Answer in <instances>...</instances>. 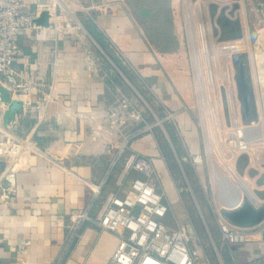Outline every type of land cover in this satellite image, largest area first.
<instances>
[{"label":"crops","instance_id":"0c3cea01","mask_svg":"<svg viewBox=\"0 0 264 264\" xmlns=\"http://www.w3.org/2000/svg\"><path fill=\"white\" fill-rule=\"evenodd\" d=\"M104 1L86 0L92 6L93 17L84 19V25L92 23L106 41L110 39L117 44L125 58L123 61L138 73L141 91L151 93L164 107V117L169 119L168 111L174 112V118H170L166 126L175 133L177 147L172 146V152L177 154L178 164L185 171L178 148L183 145L187 150L183 157L186 159L190 152L181 134L192 130L193 125L188 107L190 100L183 97L182 87L177 82L179 76L174 75L179 68L163 62L147 40L141 24L122 4ZM252 1L264 14V0ZM254 14L260 20L255 10ZM85 28L86 32L78 28L62 29L56 37L50 25L20 30L21 52L17 63L25 64L28 76L37 86L33 98H43V91L50 97L45 118L34 129V134L49 150L51 159L36 156L30 164L23 161L18 169L15 203L5 207L0 229V264H107L117 244L115 233L101 229L93 221L83 225L78 238L71 240L68 236L70 212L87 204L91 197L89 182L104 179L111 162L103 135L94 137V131L99 124L107 128L105 113L113 96L112 65L87 41V33L96 40ZM101 51L110 59L111 49ZM16 114L20 119L17 130L23 134L30 132L38 121L34 107L26 112L18 109ZM132 146L153 158L159 176L158 189L169 205L165 221L172 228H188L189 244L203 254L200 264L205 257L212 264L215 259L219 264H264L262 237L255 235L241 246L228 245L222 238L216 214L215 227L206 219L195 193L183 194L154 131L134 139ZM191 164L196 168L193 162ZM111 174L108 185L112 181ZM103 189L106 191L103 197L110 191H118L117 184ZM215 238L220 241L217 243ZM210 251L214 253L212 257Z\"/></svg>","mask_w":264,"mask_h":264},{"label":"built area","instance_id":"2783aa9c","mask_svg":"<svg viewBox=\"0 0 264 264\" xmlns=\"http://www.w3.org/2000/svg\"><path fill=\"white\" fill-rule=\"evenodd\" d=\"M241 2L244 7L249 4L260 19L256 27L258 52L255 55V83L252 90L256 115L248 117L243 106L233 113L229 124L218 118L217 105L222 104L223 99L220 97L215 105H211L214 77L202 18L192 10L191 1L184 14L198 100L203 112L207 109L208 117L214 122L212 135L209 124L204 121L207 166L212 192L217 196L213 210L222 238L230 246H241L255 235L262 237L264 229V215L255 222L240 223L226 213L239 208L244 202H249L255 209L264 207V14L258 5H253L255 2L252 0ZM32 3L34 7H31ZM91 8L86 0H0V84L9 89L13 98L22 100L20 109L26 112L34 107L38 112L35 127L26 134L21 133L17 130L20 122L17 114L14 119L4 121V113L10 104L1 98L0 91V229L5 207L15 203V178L22 162L30 164L36 156L51 159L49 150L39 143L34 134V129L45 118L50 97L43 91V98H33V90L37 86L28 76L25 64L17 63L21 52L18 40L20 30L37 26L33 18L47 9L50 11L49 25L55 37L62 29L87 31L77 10L93 17ZM246 35L235 42H228L224 47L240 46V43H246L245 38L250 41L249 30ZM116 93L119 94V106L111 104L107 108V128L99 124L94 131V137L103 135L105 149L111 154L109 172L100 182H89L91 197L84 207L70 212L68 236L71 240L78 238L83 225L93 221L101 229L111 231L118 237L107 264H200L203 254L189 244L191 238L188 228H172L165 221L169 205L158 189L159 176L153 158L133 149L134 139L146 130H152L153 125L147 122L128 133L123 114L131 107L129 116L133 120H144V116L121 89L117 88ZM174 116V112L168 111L169 119ZM189 155L192 156L191 153ZM122 158L123 169L116 183L118 191H110L99 204L96 215H93L109 174ZM196 161H193L195 166ZM242 163L246 166L244 170ZM132 170L141 174L129 177ZM249 170L254 171L255 178L250 177ZM236 197L237 203L229 204ZM202 264L212 263L205 257Z\"/></svg>","mask_w":264,"mask_h":264},{"label":"rangeland","instance_id":"374dc122","mask_svg":"<svg viewBox=\"0 0 264 264\" xmlns=\"http://www.w3.org/2000/svg\"><path fill=\"white\" fill-rule=\"evenodd\" d=\"M190 1L192 10L196 16L202 18L206 29V40L209 50L208 55L211 61L212 75L214 77V85L211 88V105H215L218 98L221 97L223 99L222 104L217 105L219 120L223 123L229 124L233 113L244 106L239 82L240 67H243L245 70L246 82L250 88V92L248 93L250 111L247 115L248 117H254L256 115V109L254 105L255 96L252 90L255 83V55L258 52L256 49L258 45V42H256V27L259 25L258 18L254 14V10L250 8L249 4H246V7H244L241 2L243 0L104 1L107 3L117 2L122 4L129 14L141 24L147 40L159 53L163 62L173 66L175 65V67L179 68V70L174 71V75L175 77L179 76L177 82L179 83V87H182L180 89L182 93H184L183 97H187L190 100L188 107L191 113V124L193 125L192 130L187 129L186 134H181V138L185 139L188 152H190L192 156L188 155L186 159H183V157L187 155V150L183 145L181 146V149L178 148L179 155L182 158L180 159L182 160L180 163L182 162L181 165L185 168V171L181 170L176 153L175 155L173 154V156L167 154V150L172 149V146H176V139L174 135L175 133H171L169 126H166L169 119L164 117L166 114L164 107L151 93L147 94L146 92L144 93V91H141L142 89L138 84V73L129 63L123 61V54L113 40H107L108 46H110L109 49H111V53H108V56L110 57L109 59L106 54H103V51H101V49L104 48L97 41H94L89 37L88 33L85 35L86 39H88L87 41H89L90 44L100 52L99 54L102 55L106 61L108 60L110 65H112V105L119 106V94L116 93L117 88H119L130 98L132 105L140 109L143 113L144 120L137 121L129 116L132 109L131 107L127 113L125 112V114H123L122 119L127 124L128 133L146 125L147 122L153 125L152 130H146L143 134L151 131L156 133L159 145L161 146L162 151L167 155L179 186L183 189V194H191V191H193L198 198L199 205L202 208L206 219H208L209 222L212 221V224L216 227L214 224L215 217L213 207L214 200L217 199V196L215 197L212 192L210 171L207 166L208 157L204 146V121L206 120L207 124H209L212 135L214 122L208 117L209 115L206 113L207 109H204L206 112H203L200 107L196 91L195 75L192 68L191 52L186 34V22L184 19V14L188 9ZM77 14L83 21L84 19H88L87 14L80 10H77ZM82 30L85 31L84 29ZM247 30L250 31V41L248 38H245L246 43H240V46H235L233 48L224 47L228 42L232 43L236 40L242 39L244 35L247 36ZM115 57L121 59L123 65L128 67L133 77L127 75V73L116 63L114 59ZM182 77L184 79H182L183 81L180 79ZM205 114H207L206 119L204 117ZM194 160H197V165L196 168L193 169L191 163ZM123 164L124 159L122 158L120 163L111 172L112 181L110 182V185H108V181L105 184L106 187L110 188V186H116L115 180L121 175ZM176 165H179V169H176ZM245 168L246 166L244 164L243 170ZM135 171L136 170H132L129 177L138 174V171ZM248 173L251 178H255L253 170H249ZM185 175L187 177H185ZM126 183L127 182H125V184ZM103 191L102 194L105 195V189H103ZM104 197H99L98 202H102ZM199 216L201 217L200 213L198 214V217ZM193 218L196 220L194 215ZM212 229L214 232V228ZM200 236L205 244L206 241L202 237V234ZM216 238L218 239V237ZM209 253L211 257L214 255L212 251ZM214 262L215 264H219L216 259L213 260V263Z\"/></svg>","mask_w":264,"mask_h":264},{"label":"water","instance_id":"95a60500","mask_svg":"<svg viewBox=\"0 0 264 264\" xmlns=\"http://www.w3.org/2000/svg\"><path fill=\"white\" fill-rule=\"evenodd\" d=\"M49 17H50V11L45 9L41 11L40 15L35 16L33 18V22L38 25L42 26H49ZM243 69H241V85H245V79H244V73ZM11 80H15L14 78H10ZM0 91H1V98L4 101L9 102V108L5 111L3 119L5 122H7L10 119H14L16 115V111L20 109L23 105L22 100L13 98L9 89L5 87V85L0 84ZM243 103L245 107L246 113H249L250 111V102H249V95L244 94L243 95ZM227 215L240 223H250L255 222L259 219H261L264 215V207L261 209H255L249 202H244L239 208L237 209H231L228 210ZM262 238L264 239V229L262 231Z\"/></svg>","mask_w":264,"mask_h":264},{"label":"trees","instance_id":"16d2710c","mask_svg":"<svg viewBox=\"0 0 264 264\" xmlns=\"http://www.w3.org/2000/svg\"><path fill=\"white\" fill-rule=\"evenodd\" d=\"M85 26L87 27V29L89 30V32L93 35V37L95 38V40L107 51L109 52L108 49V43L105 39L104 34L98 30L92 23H87L85 22ZM116 63L127 73V75H129L130 77H133V75H131L129 69L127 66L123 65L121 59H119L118 57L114 58ZM171 148V147H170ZM167 154L172 155V149L167 150ZM177 167V166H176Z\"/></svg>","mask_w":264,"mask_h":264},{"label":"flooded vegetation","instance_id":"af4514ba","mask_svg":"<svg viewBox=\"0 0 264 264\" xmlns=\"http://www.w3.org/2000/svg\"><path fill=\"white\" fill-rule=\"evenodd\" d=\"M241 69H243V72L244 73V79H245V82H246V75H245V70L243 67H240V77H239V82H240V90H241V93H242V96L246 93L248 94L250 92V88H249V85L247 84V82L245 83V85H241ZM250 102V101H249Z\"/></svg>","mask_w":264,"mask_h":264},{"label":"bare ground","instance_id":"6f19581e","mask_svg":"<svg viewBox=\"0 0 264 264\" xmlns=\"http://www.w3.org/2000/svg\"><path fill=\"white\" fill-rule=\"evenodd\" d=\"M237 201H238V199H237V197L232 201V202H230L229 204H234V203H237Z\"/></svg>","mask_w":264,"mask_h":264}]
</instances>
